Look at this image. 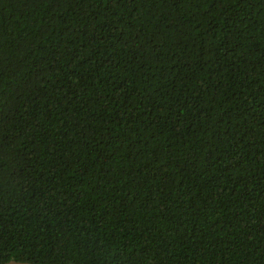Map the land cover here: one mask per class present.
I'll list each match as a JSON object with an SVG mask.
<instances>
[{
	"label": "trees",
	"instance_id": "16d2710c",
	"mask_svg": "<svg viewBox=\"0 0 264 264\" xmlns=\"http://www.w3.org/2000/svg\"><path fill=\"white\" fill-rule=\"evenodd\" d=\"M264 264V0H0V264Z\"/></svg>",
	"mask_w": 264,
	"mask_h": 264
},
{
	"label": "water",
	"instance_id": "95a60500",
	"mask_svg": "<svg viewBox=\"0 0 264 264\" xmlns=\"http://www.w3.org/2000/svg\"><path fill=\"white\" fill-rule=\"evenodd\" d=\"M2 264H45V263H31V262H24V261H17V260H11Z\"/></svg>",
	"mask_w": 264,
	"mask_h": 264
}]
</instances>
